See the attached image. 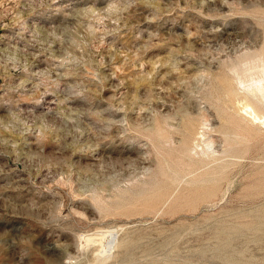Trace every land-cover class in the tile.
<instances>
[{"label":"rangeland","instance_id":"374dc122","mask_svg":"<svg viewBox=\"0 0 264 264\" xmlns=\"http://www.w3.org/2000/svg\"><path fill=\"white\" fill-rule=\"evenodd\" d=\"M262 59L264 0H0V264H264Z\"/></svg>","mask_w":264,"mask_h":264},{"label":"bare ground","instance_id":"6f19581e","mask_svg":"<svg viewBox=\"0 0 264 264\" xmlns=\"http://www.w3.org/2000/svg\"><path fill=\"white\" fill-rule=\"evenodd\" d=\"M261 56V55H260ZM262 61H263V63H264V60L262 59ZM262 63V64H263ZM260 64V63H259ZM256 65V64H255ZM261 65V64H260ZM251 67H253V66H251ZM251 67H250V69H251ZM258 67V66H257ZM263 68V67H262ZM253 69L255 70V66L253 67ZM252 69V70H253ZM246 70H248V68L246 69ZM253 70V71H254ZM257 70V69H256ZM259 70V69H258ZM246 72V71H245ZM248 73L250 72V74H251V71H247ZM258 72V71H257ZM246 74V73H245ZM259 74V73H258ZM257 74V75H258ZM248 76V75H247ZM256 76V75H255ZM242 77H244V79H243V84L244 83H246L245 82V76H242ZM248 77H250V76H248ZM247 77V78H248ZM258 78L257 79H253L254 81L251 83V84H249V85H247L246 87L248 88V91L251 93V95H249V96H252L253 94V96H255V94H257V93H261V94H264V68H263V73L261 74V76L260 75H258L257 76ZM238 79H240L239 77H238ZM237 79V80H238ZM251 79H252V76H251ZM241 80V79H240ZM249 80V79H248ZM251 81V80H250ZM249 82V81H248ZM247 82V83H248ZM245 86V85H244ZM243 88V87H242ZM244 89V88H243ZM246 91H247V89H246ZM245 91V92H246ZM249 93V94H250ZM246 94V93H245ZM246 96V95H245ZM257 96V95H256ZM255 96V98L257 99V97ZM247 97H248V94H247ZM261 97H263V96H261ZM254 98V97H253ZM260 98V97H259ZM264 99V98H263ZM258 100V99H257ZM249 100H247V103H246V101L244 102L245 104H243V109L245 110V112H247L248 114H249V116L250 117H252L254 120H258V121H261L262 123H264V116H262L261 115V113L259 114L258 113V111H256V109H255V107H254V104L255 103H253L252 105H250V103L248 102ZM260 101V100H259ZM258 101V102H259ZM256 102V101H255ZM261 103H262V101H260ZM249 103V104H248ZM258 104V103H257ZM260 104V103H259ZM261 105V104H260ZM242 106V105H241ZM261 107V106H260ZM262 107H264V106H262ZM256 108H258L257 106H256ZM201 136H203V134L201 135ZM200 137V136H199ZM99 239H101V238H93L92 239V243H95L97 240H99ZM98 244V243H97ZM103 247H104V245H103ZM103 251H104V249H102Z\"/></svg>","mask_w":264,"mask_h":264}]
</instances>
